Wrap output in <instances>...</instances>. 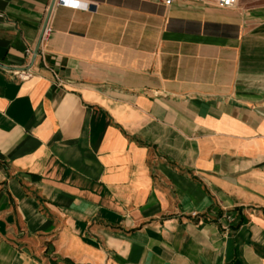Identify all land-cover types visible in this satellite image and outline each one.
<instances>
[{
    "label": "crops",
    "instance_id": "obj_1",
    "mask_svg": "<svg viewBox=\"0 0 264 264\" xmlns=\"http://www.w3.org/2000/svg\"><path fill=\"white\" fill-rule=\"evenodd\" d=\"M79 1L0 0V264H264V3Z\"/></svg>",
    "mask_w": 264,
    "mask_h": 264
},
{
    "label": "built area",
    "instance_id": "obj_2",
    "mask_svg": "<svg viewBox=\"0 0 264 264\" xmlns=\"http://www.w3.org/2000/svg\"><path fill=\"white\" fill-rule=\"evenodd\" d=\"M56 1L63 3V4L72 5V6H84V4L80 2L79 0H56ZM166 1L168 2L169 0H166ZM207 1L213 2L214 4L220 7H227V6L233 5L236 0H207ZM49 30L50 29L48 28V26L44 25L41 31V38H44L45 36H47ZM26 51L29 52L30 49L27 48ZM18 74L21 77H27L28 75H30V72L27 69H22L18 72Z\"/></svg>",
    "mask_w": 264,
    "mask_h": 264
},
{
    "label": "rangeland",
    "instance_id": "obj_3",
    "mask_svg": "<svg viewBox=\"0 0 264 264\" xmlns=\"http://www.w3.org/2000/svg\"><path fill=\"white\" fill-rule=\"evenodd\" d=\"M238 2L245 6H252L257 4H263L264 0H238Z\"/></svg>",
    "mask_w": 264,
    "mask_h": 264
},
{
    "label": "water",
    "instance_id": "obj_4",
    "mask_svg": "<svg viewBox=\"0 0 264 264\" xmlns=\"http://www.w3.org/2000/svg\"><path fill=\"white\" fill-rule=\"evenodd\" d=\"M53 3V0H51V2H50V6H51V4ZM45 25V21H44V23H43V26ZM42 26V27H43ZM40 37H41V34L39 35V37H38V40H37V44H38V42H39V40H40ZM37 44H36V46H35V48H34V54H35V52H36V50H37Z\"/></svg>",
    "mask_w": 264,
    "mask_h": 264
}]
</instances>
